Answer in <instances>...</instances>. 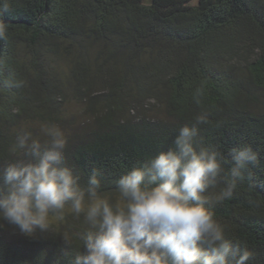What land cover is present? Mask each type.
<instances>
[{"label": "trees", "instance_id": "1", "mask_svg": "<svg viewBox=\"0 0 264 264\" xmlns=\"http://www.w3.org/2000/svg\"><path fill=\"white\" fill-rule=\"evenodd\" d=\"M193 1L0 0V168L23 158L10 151L17 132L35 137L55 123L68 163L85 176L99 169L110 190L206 114L204 144L259 150L251 178L214 212L227 237L253 252L249 264H264V0ZM69 96L86 116L73 129ZM79 226L69 214L57 235ZM62 248L58 236L0 229V264H55Z\"/></svg>", "mask_w": 264, "mask_h": 264}, {"label": "clouds", "instance_id": "2", "mask_svg": "<svg viewBox=\"0 0 264 264\" xmlns=\"http://www.w3.org/2000/svg\"><path fill=\"white\" fill-rule=\"evenodd\" d=\"M6 31L0 21V39ZM205 94L197 87L196 103ZM207 123L206 114L195 116L171 147L121 172L110 190L99 169L85 176L68 163V140L57 124L41 123L35 137L21 129L10 151L23 158L0 168V229L58 236L63 248L55 264H249L253 252L227 237L214 208L251 178L259 150L204 144L200 126ZM69 214L79 230L57 235Z\"/></svg>", "mask_w": 264, "mask_h": 264}, {"label": "rangeland", "instance_id": "3", "mask_svg": "<svg viewBox=\"0 0 264 264\" xmlns=\"http://www.w3.org/2000/svg\"><path fill=\"white\" fill-rule=\"evenodd\" d=\"M196 2L197 1L194 0L192 4L195 5ZM54 66L59 74L63 75L67 72V64L61 60L58 61L57 64H55ZM65 106H66L67 115L71 118L70 120L74 119L76 121V123L72 126V129L79 126L81 124L79 123L80 121L86 119V116L84 114H80L81 105L76 101H74L70 96L68 101H66Z\"/></svg>", "mask_w": 264, "mask_h": 264}]
</instances>
